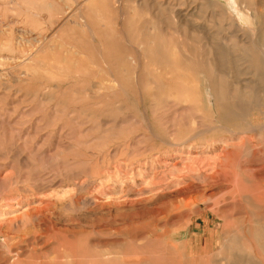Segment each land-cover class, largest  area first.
I'll return each instance as SVG.
<instances>
[{
  "label": "rangeland",
  "instance_id": "rangeland-1",
  "mask_svg": "<svg viewBox=\"0 0 264 264\" xmlns=\"http://www.w3.org/2000/svg\"><path fill=\"white\" fill-rule=\"evenodd\" d=\"M238 3L253 28L226 0H0V264H264V0ZM247 122L240 196L216 126Z\"/></svg>",
  "mask_w": 264,
  "mask_h": 264
},
{
  "label": "bare ground",
  "instance_id": "bare-ground-1",
  "mask_svg": "<svg viewBox=\"0 0 264 264\" xmlns=\"http://www.w3.org/2000/svg\"><path fill=\"white\" fill-rule=\"evenodd\" d=\"M226 2H227V7H226V10L232 15V16H236L238 19H239V25H241V24H244L245 26H247L248 28H253V25L256 23V16L259 14H256L255 15V13L254 14H246L245 12H243V10H242V8L239 6V3H238V0H226ZM206 5V4H205ZM244 8H246V7H244ZM246 10H248V9H246ZM36 15V14H35ZM258 18V17H257ZM172 19V18H171ZM258 21V20H257ZM69 24V23H68ZM67 25V24H66ZM65 25V26H66ZM62 26V25H61ZM67 26H69V25H67ZM63 27V26H62ZM62 27H61V29H62ZM255 27H256V25H255ZM82 28V27H81ZM59 29V28H58ZM255 29V28H254ZM60 30V29H59ZM65 30V29H64ZM71 30V29H70ZM66 31V30H65ZM72 31V30H71ZM101 31V30H100ZM100 31L97 33L96 32V34H99L100 35ZM255 31H256V29H255ZM59 32V31H58ZM94 32H92V34H93ZM105 33H107L108 34V31L107 32H105ZM95 34V33H94ZM96 34L94 35V36H96ZM111 34V33H110ZM109 34V35H110ZM113 34V33H112ZM99 35H97V36H99ZM115 36L114 37H116V33L114 34ZM257 35V34H256ZM93 36V37H94ZM111 36V35H110ZM87 37V36H86ZM104 37H105V35H104ZM104 37H102L103 39H104ZM113 37V36H112ZM85 38V37H84ZM88 38H90V37H88ZM88 38H87V40H88ZM76 39V38H75ZM91 40V39H90ZM97 40V39H96ZM107 40V39H106ZM93 41V40H92ZM94 41H95V39H94ZM104 41H105V39H104ZM109 41V40H108ZM80 42V41H79ZM89 42H91V41H89ZM106 42V41H105ZM114 42V41H113ZM116 42V41H115ZM117 43V42H116ZM79 44V43H78ZM92 44V43H91ZM103 44V43H102ZM106 45H107V43H105ZM90 45V44H89ZM96 44L94 43V46H95ZM109 46L111 45H113V44H108ZM114 45H116V44H114ZM82 46H83V44H82ZM97 46V45H96ZM9 47H10V49H11V51L14 53V52H18V50L16 51L15 50V48H13L14 46H13V43H11L10 42V44H9ZM85 47V46H84ZM113 47V46H112ZM117 47V46H116ZM256 47H257V45H256ZM107 48V47H106ZM110 47H108L107 49H109ZM118 48H120V47H118ZM230 48V47H229ZM86 49V48H85ZM94 49H96V48H93V50ZM113 49H115L114 47H113ZM113 49H111V51H113ZM117 49V48H116ZM87 50V49H86ZM92 50V51H93ZM99 50V49H98ZM110 50V49H109ZM118 51L120 50V49H117ZM164 50V49H163ZM95 51V53L94 52H91V51H89L90 53H94V55L97 53L96 52V50H94ZM117 51V52H118ZM88 52V53H89ZM116 52V51H115ZM117 52H116V54H117ZM167 52V51H166ZM110 53H112V52H110ZM109 53V54H110ZM169 54V53H168ZM92 55V54H91ZM97 55V54H96ZM107 55H108V52H107ZM121 55V54H120ZM97 56H99V55H97ZM109 56V55H108ZM111 56V55H110ZM113 56H115V54L113 55ZM93 57V56H92ZM94 57H96V56H94ZM112 57V56H111ZM110 57V58H111ZM117 57V60H119L118 58V56H116ZM109 58V59H110ZM185 58V57H184ZM109 59H107L108 61H111V60H109ZM134 59V58H133ZM259 59H261V57H259ZM2 60V59H1ZM115 60V59H114ZM131 60V59H130ZM262 60V59H261ZM104 61V60H103ZM107 61V62H108ZM124 61V60H123ZM200 61H201V59H200ZM105 62V61H104ZM117 62V64H118V61H116ZM131 62V61H130ZM161 62V61H160ZM164 62V61H163ZM123 63V62H122ZM183 63V62H182ZM201 63V62H200ZM127 64V63H126ZM170 64V63H169ZM204 64V63H203ZM206 64V63H205ZM105 65H106V63H105ZM104 65V66H105ZM123 65V64H122ZM108 66V65H107ZM115 66V65H114ZM106 67V66H105ZM125 67V66H124ZM123 67V68H124ZM169 67V66H168ZM167 67V68H168ZM175 67V66H174ZM202 67V66H201ZM204 67H205V65H204ZM220 67V66H219ZM107 68V67H106ZM105 68V69H106ZM110 68H112V67H110ZM118 68V67H117ZM122 68V69H123ZM177 68V67H176ZM113 69V68H112ZM210 69V68H209ZM107 70H108V68H107ZM114 71H115V69H113ZM118 70V69H117ZM116 70V71H117ZM120 70H121V68H120ZM195 70V69H194ZM200 70V69H199ZM198 70V71H199ZM115 71V72H116ZM109 71H107V73H108ZM121 72V71H120ZM120 72L118 73L119 75H120ZM204 72V71H203ZM106 73V74H107ZM114 73V72H113ZM113 73H112V75H113ZM89 74V73H88ZM103 74H104V72H103ZM177 74V73H176ZM198 74V73H197ZM173 75V74H172ZM100 76V75H99ZM98 76V77H99ZM135 76H137V75H135ZM142 76V75H141ZM165 76V75H164ZM177 76H178V74H177ZM106 77V76H105ZM119 77V76H118ZM117 77V78H118ZM122 77V76H121ZM169 77V76H168ZM172 77V76H171ZM114 78V77H113ZM123 78V77H122ZM128 78V77H127ZM133 78V77H132ZM137 78V77H136ZM141 78V77H140ZM162 78V77H161ZM131 79V78H130ZM129 79V80H130ZM141 79H143V78H141ZM163 79V78H162ZM161 79V80H162ZM166 79H168L167 77H166ZM177 78H175L174 80H176ZM78 80H80V79H78ZM104 80V79H103ZM170 80H172V79H170ZM178 80H179V78H178ZM75 81V80H74ZM81 81V80H80ZM105 81V80H104ZM114 81V80H113ZM119 81V80H118ZM131 81H133V79L131 80ZM166 81H169V79L168 80H166ZM78 82V81H77ZM76 82V83H77ZM95 82V81H94ZM101 82V81H100ZM108 82H110V81H108ZM120 82V81H119ZM122 82V81H121ZM120 82V83H121ZM125 82V81H124ZM162 82V81H161ZM171 82H173V80L171 81ZM175 82V81H174ZM72 83H73V81H72ZM89 83H91V82H89ZM96 83H99V82H95L94 84H96ZM114 83V82H113ZM115 83H117L116 81H115ZM123 83V82H122ZM125 83H127V82H125ZM137 83V82H136ZM164 83V82H163ZM200 83V82H199ZM102 84H103V82H102ZM147 84V83H146ZM161 84V83H160ZM167 84V83H166ZM213 84V83H212ZM212 84H210L211 86L210 87H212L213 88V85ZM256 84V83H255ZM114 85V84H113ZM117 85V84H116ZM126 85V84H125ZM129 83H128V87H129ZM168 85V84H167ZM196 85V84H195ZM86 86V85H85ZM99 86V85H98ZM103 86H106V85H103ZM152 86V85H151ZM151 86H150V88H151ZM159 86V85H158ZM164 86V85H163ZM169 86V85H168ZM78 87V86H77ZM87 87V86H86ZM115 87V86H114ZM166 87V86H165ZM195 87V86H194ZM202 87V86H201ZM70 88V87H69ZM90 88V87H89ZM88 88V89H89ZM105 88V87H104ZM122 88H124V87H122ZM130 88V87H129ZM192 88V87H191ZM211 88V89H212ZM227 88V87H226ZM261 88V87H260ZM264 88V87H263ZM107 88H105V90H106ZM149 89V88H148ZM168 88H166V90H167ZM201 89V88H200ZM75 90V89H74ZM86 90V89H85ZM98 90V89H97ZM97 90H95L96 92H97ZM104 90V89H103ZM109 90H112V88L111 89H109ZM124 90V89H123ZM126 90V89H125ZM80 91V90H79ZM92 91V90H91ZM101 91H102V89H101ZM119 91V90H118ZM151 91V90H150ZM212 91V90H211ZM69 92H70V90H69ZM77 92V91H76ZM93 92V91H92ZM116 92V91H115ZM148 92V91H147ZM231 92V91H230ZM81 93V92H80ZM86 94H87V91L85 92ZM117 93V92H116ZM119 93H120V91H119ZM118 93V94H119ZM156 93V92H155ZM161 93V92H160ZM213 93V92H212ZM263 93V92H262ZM92 94V93H91ZM90 94V95H91ZM148 94H149V92H148ZM153 95V94H152ZM100 96V95H99ZM99 96H97V98H100ZM101 96H102V94H101ZM104 96V95H103ZM102 96V97H103ZM234 96V95H233ZM110 97V96H109ZM150 98V97H149ZM101 99V98H100ZM106 99V98H105ZM151 99V98H150ZM220 99H223V97L222 98H220ZM218 100V102L217 103H219V104H221L222 103V101L221 100ZM236 99H237V97H236ZM102 100V99H101ZM235 100V99H234ZM237 101V100H236ZM235 101V102H236ZM246 102V101H245ZM240 102H238V104H239ZM237 104V103H236ZM237 104V105H238ZM218 105V104H217ZM236 106V105H235ZM230 108V107H229ZM242 109L243 110H241L242 112H244V111H246L247 110V107L246 106H243L242 107ZM231 110V109H230ZM261 111V113L263 114V116H264V109H262V110H260ZM234 112L235 111H228V112H226V116H232L233 117V115H238L239 116V114L241 115L242 114V112H239L238 114H234ZM256 112H257V110H256ZM257 114V113H256ZM255 115V114H254ZM259 116H261V115H259ZM227 118H229V117H227ZM252 118V117H251ZM225 119V118H224ZM249 120V119H248ZM258 120V119H257ZM261 120V119H260ZM208 121H209V119H208ZM215 121V120H214ZM219 121V120H218ZM212 123V122H211ZM254 124V123H253ZM210 126V125H209ZM260 126V125H259ZM217 128H222V129H224L225 131H227V132H229V133H235L234 135L235 136H228V138H223L222 140H220V143L222 144V146H223V148L221 149V152L219 153V155L217 154V156H215V158H213L214 159V163H215V166L214 167H222V162L219 160L220 159V156L221 155H223L222 153H226V154H224L223 156H225V158H226V160L228 161V174H226V175H228V178H230V181L232 182L231 184L232 185H235V187H236V189H234L235 190V192L236 193H238V195H242V193H245L246 192V190H248V191H251L250 189H249V187H247V186H245V185H248L247 183L248 182H251L252 184L251 185H259L260 184V181L262 180V178L261 177H259V176H257V174L256 175H251V174H247L246 173V171L247 170H245L246 169V167L248 166V164H249V161H247L246 159L244 160V157H245V155H243V153H244V151H245V148H248V147H246L247 146V141H248V139L247 138H245V136H246V134L247 133H249V131L251 130V128H252V126L250 125V123L249 122H247L246 123V127H245V129H243V131L241 132V133H238V132H236V130L235 129H232L231 127H229V126H226V125H218V126H216ZM253 127H255V126H253ZM257 127V126H256ZM206 128V127H205ZM261 129V128H260ZM238 130V129H237ZM258 131V130H257ZM254 132V131H253ZM238 134H240V136L238 137V136H236V135H238ZM216 135V134H215ZM242 135V136H241ZM262 135H263V137H264V126L262 127ZM196 136L198 137L199 136V134H196ZM218 136V135H217ZM236 137H238V138H236ZM254 138V137H253ZM252 139V138H251ZM250 139V140H251ZM186 141V142H185ZM184 142H183V145H188L187 147L189 148V149H191V148H193V145L192 144H189L190 142H188V140H185ZM215 141V140H214ZM178 144V143H177ZM210 144V143H209ZM228 144V150H227V148L225 147L226 145ZM251 144L253 145V141L251 142ZM264 145V144H263ZM174 146H176V145H174ZM179 146V145H178ZM225 147V148H224ZM183 148H184V146H183ZM194 148H196V146L194 147ZM208 148V147H207ZM197 149V148H196ZM195 150V149H194ZM206 150V149H205ZM204 150V151H205ZM263 150V149H262ZM264 151V150H263ZM246 152V151H245ZM178 153V152H177ZM176 153V154H177ZM259 153V152H258ZM257 153V154H258ZM178 156H180L179 154H178ZM203 156V155H202ZM213 156V155H212ZM205 157V156H204ZM254 157H255V155H254ZM250 158V157H249ZM256 158V157H255ZM264 158V157H263ZM198 159V158H197ZM188 160V159H187ZM252 160V159H251ZM260 160V159H259ZM186 161V160H185ZM191 161V160H190ZM255 161V160H254ZM253 161V162H254ZM151 162H152V160H151ZM256 162H258V161H256ZM166 163V162H165ZM194 163H195V161H194ZM255 163V162H254ZM143 164H145V163H143ZM147 164V163H146ZM167 164V163H166ZM191 164V163H190ZM259 164V163H258ZM193 165V164H192ZM212 165V164H211ZM186 166H187V164H186ZM189 166V165H188ZM207 166V165H206ZM209 166V165H208ZM263 166V165H262ZM174 167V166H173ZM205 167V166H204ZM252 167H254L253 165H252ZM260 167V166H259ZM165 168H166V166H165ZM168 168V167H167ZM249 168H251V167H249ZM191 169V168H190ZM215 169V168H214ZM217 169V168H216ZM143 170V169H142ZM223 170H225V169H223ZM210 172V171H209ZM225 172V171H224ZM227 172V171H226ZM141 173V172H140ZM245 174H247V175H245ZM259 174V173H258ZM131 175V174H130ZM126 177V176H125ZM133 180V179H132ZM213 180H215V179H213ZM107 181V180H106ZM262 182V181H261ZM262 185H264V184H262ZM261 186V185H260ZM257 189V188H256ZM256 189H254L255 191H256ZM262 189V188H261ZM255 191H253V192H255ZM70 194V193H69ZM255 195H256V192H255ZM254 195V193H253V196H255ZM249 196V195H248ZM15 199V198H14ZM246 199V198H245ZM239 200V199H238ZM237 200V201H238ZM247 200V199H246ZM9 201V200H8ZM16 201V200H15ZM6 202V201H5ZM238 202H240V201H238ZM237 202V203H238ZM241 203V202H240ZM32 205V204H31ZM235 205H236V202H235ZM237 206V205H236ZM232 207V206H231ZM96 208V207H95ZM26 209V208H25ZM246 209V208H245ZM38 211V210H37ZM36 211V212H37ZM39 211H42V210H39ZM39 211H38V213H39ZM237 213H238V211H237ZM241 213H243V212H241ZM248 213V212H247ZM239 214V213H238ZM236 215V214H235ZM3 216V215H2ZM1 216V217H2ZM222 216V215H221ZM22 217V216H21ZM28 217V216H27ZM23 218V217H22ZM26 218V217H25ZM225 218H227V217H225ZM243 218H245V217H243ZM247 218V217H246ZM238 219V218H237ZM13 220V219H12ZM245 220V219H244ZM4 221V220H3ZM54 222V221H53ZM50 224V223H49ZM52 226V225H51ZM10 228V227H9ZM46 228V227H45ZM12 229V228H11ZM50 229V228H49ZM48 229V230H49ZM52 229V228H51ZM26 230H28V229H26ZM25 230V232L27 233V231ZM246 230V229H245ZM246 232V231H245ZM252 232V231H251ZM19 234H22V233H19ZM29 234H30V232H29ZM239 234H241V233H239ZM252 234V233H251ZM28 235V234H27ZM22 236H24V234L22 235ZM245 236V235H244ZM254 236V235H253ZM246 237H249V238H252V237H250V236H246ZM18 238H19V235H18ZM25 239H26V237H24ZM248 238V239H249ZM259 238V237H258ZM251 240V239H250ZM253 240V239H252ZM251 240V241H252ZM24 241H28V240H24ZM247 241V240H246ZM254 241H256V240H254ZM33 242V241H32ZM36 242V241H35ZM94 244V243H93ZM254 244V243H253ZM79 255V254H78ZM247 256V255H246ZM74 257H76L77 258V254L74 256ZM84 257V256H83ZM81 259H83L82 257H80ZM249 258V260H250V258H252V257H247V259ZM254 258V257H253ZM252 258V259H253ZM75 259V258H74ZM251 259V261L253 262V260L254 259H256V258H254L253 260ZM61 260H62V258H61ZM84 260V259H83ZM100 260V259H99ZM239 261V260H238ZM248 261V260H247ZM72 262V264H79L78 262H80V264H82V261L81 260H77L76 261V259L75 260H72L71 261ZM237 262V261H236ZM249 262V261H248ZM252 262H251V264H252ZM241 263V262H240ZM239 263V264H240ZM246 263V262H245ZM57 264H65L64 262H62V261H60V262H58Z\"/></svg>",
  "mask_w": 264,
  "mask_h": 264
}]
</instances>
